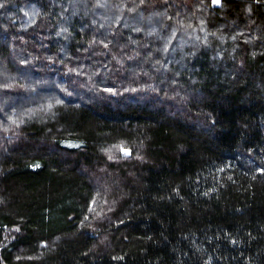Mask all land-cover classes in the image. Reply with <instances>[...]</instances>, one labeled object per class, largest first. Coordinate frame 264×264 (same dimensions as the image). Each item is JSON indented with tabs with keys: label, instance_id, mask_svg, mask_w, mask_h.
<instances>
[{
	"label": "trees",
	"instance_id": "16d2710c",
	"mask_svg": "<svg viewBox=\"0 0 264 264\" xmlns=\"http://www.w3.org/2000/svg\"><path fill=\"white\" fill-rule=\"evenodd\" d=\"M0 264H264V0H0Z\"/></svg>",
	"mask_w": 264,
	"mask_h": 264
},
{
	"label": "snow or ice",
	"instance_id": "6c2138e0",
	"mask_svg": "<svg viewBox=\"0 0 264 264\" xmlns=\"http://www.w3.org/2000/svg\"><path fill=\"white\" fill-rule=\"evenodd\" d=\"M221 0H212L213 4H220ZM122 152H124L125 155H128L129 153L125 149H121Z\"/></svg>",
	"mask_w": 264,
	"mask_h": 264
}]
</instances>
